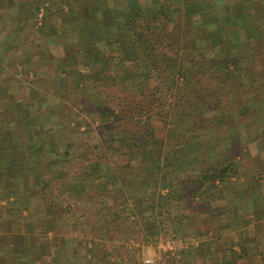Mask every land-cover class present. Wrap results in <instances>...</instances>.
Instances as JSON below:
<instances>
[{
  "label": "trees",
  "instance_id": "obj_1",
  "mask_svg": "<svg viewBox=\"0 0 264 264\" xmlns=\"http://www.w3.org/2000/svg\"><path fill=\"white\" fill-rule=\"evenodd\" d=\"M145 2L118 6L101 0L82 24L68 22L87 42L81 53L97 65L102 75L96 79L123 88L125 96L94 98L99 90L88 86L92 73L70 87L62 88L56 80L40 91L38 72L30 67L41 59L37 52L29 54V83L0 79V179L25 173L27 168L15 163L23 156V161L29 159V179L38 189L39 208H45L39 219L46 226L57 205L53 190L59 189L97 207L93 218L98 239L124 227L129 239L140 234L144 241L147 235L177 240L192 233L189 227L201 213L219 221L223 210L214 212L212 205L225 198L234 180L263 175L250 174L242 159L264 157V49L255 52L260 40L246 37L241 54L231 56L232 47L240 44L232 41L230 31L258 29L246 14L264 18V4L241 8L242 16L232 18L235 14L217 6V0H203L211 14L199 24L189 2ZM29 3L28 11L19 14L20 21L29 20V36L1 45L30 44L35 34L30 21L37 26L42 12L41 32L59 19L57 26L67 23L63 7L51 0ZM103 11L110 14L106 23ZM95 33L97 40L92 38ZM97 42L119 52L113 68L111 54L99 53L97 47L93 51ZM48 43L53 45V40ZM5 59L0 54V63ZM61 72L68 74L67 69ZM48 96L54 103H48ZM20 123L26 130L12 132ZM7 142L9 149L2 147ZM249 189L243 187V197ZM244 251L235 255L229 250L230 264L243 258ZM197 254L192 248L166 252L156 264H174L175 255L183 257L180 263L190 264ZM256 257V264H264V249ZM106 262L117 264L108 258Z\"/></svg>",
  "mask_w": 264,
  "mask_h": 264
},
{
  "label": "crops",
  "instance_id": "obj_2",
  "mask_svg": "<svg viewBox=\"0 0 264 264\" xmlns=\"http://www.w3.org/2000/svg\"><path fill=\"white\" fill-rule=\"evenodd\" d=\"M29 1L31 0H0V23L3 22V14L10 15L11 10L15 12H12V14L14 13L18 20H21L19 14L28 11ZM99 1L101 0H51L56 7H63L64 13L67 14V16H64V18L67 17V23L64 26H57L56 24L61 22L59 19L56 23H50L45 32H41V18L45 15H43V12L40 13L37 26L34 25L35 21H30L35 32L34 39L30 44L24 43L23 48L17 47L15 49L16 58L10 59L7 65L9 63L13 64L12 61H15L14 72L17 69L25 71L27 69L29 72V54L37 52L41 59L36 60V66L31 65L30 67L38 72L40 91H43V87L49 89L50 86L55 85L56 80L59 83L56 85L62 88L70 87L77 81L81 82L85 76L87 77L90 75L89 73H92L94 75H91L90 85L88 86H95L99 90L95 93L94 98L113 99L115 97L113 94L118 90H123V88L111 87V85L108 86L103 81L96 79L97 75H102L97 70V65L93 66L94 60L85 59L81 53V49L86 47L87 42L84 41V38L81 41V37L77 36L78 33L72 31L74 29L73 25L68 27L70 21L82 24L83 19L89 12L97 10ZM112 1L118 6L126 2L146 3V0H108L109 3H112ZM39 2H42V0H34L35 4ZM187 2H189L191 10L196 12V23L201 24V20L203 18L207 19L208 15L211 14L202 4L203 0H184L183 3ZM217 2H219L217 6L223 10L229 8V13L235 14L232 15V18L242 13L241 8L248 11L252 10L255 3L261 2L260 4H264V0H217ZM48 5L46 3L45 6ZM240 11L241 13H239ZM100 15L103 16L102 21L106 23L110 14L103 11ZM246 15L251 23L255 22L258 29L253 27L248 33H242L239 30L230 31L232 41L240 44V47L239 45L232 47L230 50L231 56L241 54V51H243L241 47L246 37L250 40H253V38L260 40L259 43L256 42V46L258 45L259 48H254L255 52L258 49H264V18L253 17L251 19L248 13ZM26 16L28 17V14L24 18ZM21 22L19 21V23ZM36 30L39 32L37 33ZM259 30H262V32H258ZM62 32H65V34L62 35ZM110 32L113 33L114 31L110 30ZM49 35L55 38L51 39L53 45L48 43L51 41L46 38ZM30 37L32 36L30 35ZM99 37L98 33L92 35L94 40ZM42 38H45L46 41H43ZM8 43L10 44V41ZM96 44L97 46H95ZM96 44L93 46V51H96L95 47H97L99 53L104 52L112 55L110 65L113 68L117 62L113 59L118 56L119 52L105 49L103 43L99 44L97 42ZM29 45L31 49H29ZM1 46L4 48L6 45ZM22 49L24 50L23 53H21ZM243 54L246 59H250V54L246 52H243ZM85 63H88L91 68H83L82 65ZM63 69H67L68 74L62 73L61 70ZM31 76L29 77L31 78ZM25 98L24 101H28L29 96ZM47 101L48 103H54L52 96H48ZM19 113L21 117L22 112ZM17 130L24 132L26 130L25 124H18V128L14 127L12 132H17ZM11 146L9 142L2 145L3 148L6 147L7 149ZM23 158L25 159L26 156H23ZM23 158L15 163V167L25 166L27 168L25 173H14L12 177L6 180L0 179V264H111L106 262L107 258L110 261L114 260L117 264H122L121 250L127 247L128 243V247H131L133 242L127 236V230L124 227H115L114 232L112 230L105 233L106 238L98 239L97 235L99 233L93 218L97 210H94L95 212L92 215L85 211L89 204L78 195L72 196L67 193H60L59 189L53 190L57 205L56 208L53 207L54 209L51 210V219L47 222V226L46 221L39 219L40 214L45 213V208H39L36 195L38 189L33 184L31 177L29 179V159H27V162L26 160L23 161ZM261 159H264L261 155L256 159L253 156L243 157L242 162L245 170H248L250 174L263 172V175L255 176L253 179L252 176H248L233 181V187L225 190V198L212 205L214 212L216 208L223 210L219 215L218 222L213 217L211 218L209 214L206 216V214L201 213L193 225L189 227L192 233L188 236H194L198 239L202 233L201 240L199 239L196 248L194 247V250H198L199 253L190 264H230L231 253L229 250H233L237 255L242 254L241 249H244L246 254L243 258L234 259V263H260L256 253L259 249H264V162ZM247 185L250 189L243 193L244 196L249 195L243 197V187L246 188ZM252 186L258 187V189L255 190ZM253 190H255V193H253ZM73 202H75L77 208L81 207V209L75 210L79 211L78 214L70 209V204ZM226 210H230V213H227ZM149 252L151 254V251Z\"/></svg>",
  "mask_w": 264,
  "mask_h": 264
},
{
  "label": "rangeland",
  "instance_id": "obj_3",
  "mask_svg": "<svg viewBox=\"0 0 264 264\" xmlns=\"http://www.w3.org/2000/svg\"><path fill=\"white\" fill-rule=\"evenodd\" d=\"M12 11L9 12L11 13L10 15L8 14H3V18L4 21L2 23H0V54H4V56H6V59L4 61V63H0V79H5L7 81H17L18 83H29V75L27 76V78H25L26 76V71L23 69H17L16 72L15 71V61H12V63H9L7 65L8 62H10V59H14L16 58L15 55V49L16 47H10V46H5L4 48L1 46V43L5 40L10 41L11 43H13L15 38H19L22 36V39L27 36V34L29 35V30H27L29 28V21H24L22 23H19L20 20H18V18L15 16V12L12 14ZM13 15V16H12ZM12 16V17H11ZM25 29V30H24ZM9 33V34H8ZM21 34V35H20ZM16 46V44L14 45ZM18 48H23V46H21V44L17 43ZM14 48V49H13ZM18 50V49H17ZM14 52V53H13ZM23 68V67H21ZM125 94L127 93H122V90H118L116 91L113 96L115 95V97H123L125 96ZM114 97V98H115ZM201 139H204L201 137ZM96 206H92L88 205V207L86 208L85 211H88L89 214H94V210L96 209ZM70 209L73 212H76V214H78L79 211H75V210H79L80 208H77L75 202L70 204ZM77 216V215H76ZM84 232V231H83ZM86 233V232H85ZM143 235H136V236H132L130 238L132 242V246H128L124 247L121 250V256L122 258V264H144L145 260L151 259L153 261L152 264H156V262H160L162 259V255L164 254V252L161 251L160 248V243L162 241H164L165 239H171V237L168 238H164L161 235L155 237V238H151L148 237L147 235V241L145 242L142 239ZM197 237V236H196ZM201 237H199L198 239L195 237H183V238H179L177 239V241L181 240L182 242H184L183 244L186 246H188V248H192V253L196 254L199 253L198 250H194V247L197 245L198 240ZM201 240V239H200ZM152 246V247H151ZM196 248V247H195ZM151 251V254L150 252ZM171 257V256H170ZM189 258H191L189 256ZM166 259V258H165ZM183 260L182 256H174L172 258V262L174 264H182L180 263V261ZM192 262V260H191Z\"/></svg>",
  "mask_w": 264,
  "mask_h": 264
},
{
  "label": "built area",
  "instance_id": "obj_4",
  "mask_svg": "<svg viewBox=\"0 0 264 264\" xmlns=\"http://www.w3.org/2000/svg\"><path fill=\"white\" fill-rule=\"evenodd\" d=\"M183 243L184 242H182L181 240L177 241L173 239H165L160 243V248L164 253L166 252L173 253L175 251L188 248V246L187 245L185 246ZM152 263L153 261L151 259L144 261V264H152Z\"/></svg>",
  "mask_w": 264,
  "mask_h": 264
}]
</instances>
